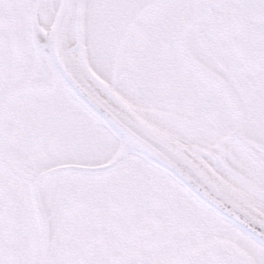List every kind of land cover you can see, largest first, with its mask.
I'll return each instance as SVG.
<instances>
[{
	"label": "snow or ice",
	"instance_id": "obj_1",
	"mask_svg": "<svg viewBox=\"0 0 264 264\" xmlns=\"http://www.w3.org/2000/svg\"><path fill=\"white\" fill-rule=\"evenodd\" d=\"M0 264H264V0H0Z\"/></svg>",
	"mask_w": 264,
	"mask_h": 264
}]
</instances>
